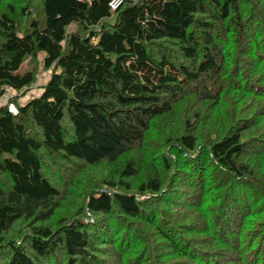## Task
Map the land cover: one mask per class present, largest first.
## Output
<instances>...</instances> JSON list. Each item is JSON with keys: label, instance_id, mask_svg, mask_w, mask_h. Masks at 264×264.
Instances as JSON below:
<instances>
[{"label": "trees", "instance_id": "trees-1", "mask_svg": "<svg viewBox=\"0 0 264 264\" xmlns=\"http://www.w3.org/2000/svg\"><path fill=\"white\" fill-rule=\"evenodd\" d=\"M111 1L0 0V264H264V0Z\"/></svg>", "mask_w": 264, "mask_h": 264}, {"label": "rangeland", "instance_id": "rangeland-1", "mask_svg": "<svg viewBox=\"0 0 264 264\" xmlns=\"http://www.w3.org/2000/svg\"><path fill=\"white\" fill-rule=\"evenodd\" d=\"M39 57L42 59L43 57V53L39 54ZM39 67H42V65H40ZM31 69V65L28 62H24L22 64V66L19 69V73H24L27 70ZM52 70L49 71H45L42 68H40L39 70V74H38V81L36 82V84L32 87V89L27 93L26 96L20 98V102H24L25 100H27L28 98H31L32 96H35L38 94V92L40 91V89H38V86L40 84H43L45 81H47V79L49 78V75H51ZM21 93L17 94L16 92L12 91V90H8L5 95H3V97L0 99V105L3 104H8L9 102H11L12 98L16 97V96H20Z\"/></svg>", "mask_w": 264, "mask_h": 264}, {"label": "built area", "instance_id": "built-area-1", "mask_svg": "<svg viewBox=\"0 0 264 264\" xmlns=\"http://www.w3.org/2000/svg\"><path fill=\"white\" fill-rule=\"evenodd\" d=\"M121 3H122V0H112L110 2V6L112 9H116L117 7L121 5ZM8 109L13 115L18 114V108L14 102L11 101L8 103Z\"/></svg>", "mask_w": 264, "mask_h": 264}, {"label": "bare ground", "instance_id": "bare-ground-1", "mask_svg": "<svg viewBox=\"0 0 264 264\" xmlns=\"http://www.w3.org/2000/svg\"><path fill=\"white\" fill-rule=\"evenodd\" d=\"M19 112V111H18Z\"/></svg>", "mask_w": 264, "mask_h": 264}]
</instances>
